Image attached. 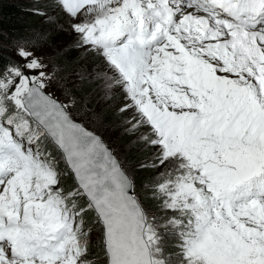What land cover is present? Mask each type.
Returning <instances> with one entry per match:
<instances>
[{
  "label": "snow or ice",
  "instance_id": "snow-or-ice-1",
  "mask_svg": "<svg viewBox=\"0 0 264 264\" xmlns=\"http://www.w3.org/2000/svg\"><path fill=\"white\" fill-rule=\"evenodd\" d=\"M52 5L103 62L92 81L131 110L127 131L144 129L157 211L72 118L71 89L57 80L66 104L45 94L55 69L18 42L23 63L0 66V264H93V232L102 264H264V0Z\"/></svg>",
  "mask_w": 264,
  "mask_h": 264
},
{
  "label": "trees",
  "instance_id": "trees-1",
  "mask_svg": "<svg viewBox=\"0 0 264 264\" xmlns=\"http://www.w3.org/2000/svg\"><path fill=\"white\" fill-rule=\"evenodd\" d=\"M48 3V0H46V2L42 0H0V44L2 43V41L9 40L12 46H14V48H17L19 46L18 42L31 41V46L29 44L23 45L26 49L31 51L33 49H37L43 43H52V39H58L60 41L64 40L60 39L58 36L59 33L63 34L68 31V25L64 22L63 24L57 23L60 22V20L54 16H52L51 20H48L46 18V13H49L47 12V10L48 8H51ZM34 9L39 10V12L44 13V15L36 14L33 11ZM55 42L57 43V41ZM69 44V41H65V50L62 52L58 51V53L54 54L52 65L57 67L55 69V75H67L72 70V68L76 71H79L80 73H83V75H88L89 72H93V70H95L93 68L96 66L94 54L89 52L85 53V55H87L88 57L84 54H82L80 57L77 51L73 50L75 48H70L68 46ZM57 46L60 49V44L57 43ZM2 50L3 49L0 47V66L5 65L10 61H14L15 57H17L18 60L20 59L17 55H15V57L12 55L16 54V52L13 51V48H11L10 50L6 47L5 51ZM86 57L89 60V66H92L93 68L76 69V66L78 67L79 65H81ZM70 84L71 82L68 81V87L72 90V96L76 98L75 106L76 108H78L77 112L80 116L79 121L90 131L92 130V132L95 133H97L98 131L94 128L98 126L99 128L111 130V135L112 132L121 134V141L126 139L127 143L121 142L118 144L121 148L123 146L124 152L127 151V155L124 157H120L119 162L123 165L124 168L130 170L129 173L133 172L136 180V182L134 180L135 187H139L141 184L145 185V183L151 179L154 173L149 169L138 168V164L144 161L146 156L150 155V153L141 151V149H137V146L139 144L134 143L136 142V140L134 141L133 137L131 138L132 135L129 134V132L125 131L124 121L126 120V116H123L122 113H112L113 106L107 107L106 100H102L99 95V82L95 81L94 85V83L83 79L81 81L77 80L76 84L73 87L69 86ZM53 94L57 95V93ZM102 101H105L106 103L102 104ZM68 102L69 101H67L66 103ZM85 103L87 104V107L91 109V111L87 114V118L84 114L81 113V110L85 107ZM104 105L105 108L103 109ZM93 113L97 114L100 117L99 122L91 119ZM72 118H74L75 120L77 119L76 116ZM93 123H96L97 125L95 126ZM99 136L102 138L105 144L109 146V143L105 141L101 135ZM135 149L137 151H140L136 152ZM65 181H67L69 184H72L73 182L69 179H65L64 182ZM143 199L145 201L143 202L144 205H146L147 207L153 206V208L157 210V202L150 198V193L148 191L147 193H143ZM87 219L89 220V217ZM93 249H95L93 255L96 253V251L99 252V249L97 247H92L91 251ZM175 251L176 249L166 248V252Z\"/></svg>",
  "mask_w": 264,
  "mask_h": 264
},
{
  "label": "rangeland",
  "instance_id": "rangeland-1",
  "mask_svg": "<svg viewBox=\"0 0 264 264\" xmlns=\"http://www.w3.org/2000/svg\"><path fill=\"white\" fill-rule=\"evenodd\" d=\"M42 1L46 2V0H42ZM48 1H49L48 4L51 6L52 9L48 8L47 12H49V13H46V18L48 19V17H52V16L58 18L60 20V22H57V23H62V24H63V22L66 23L68 25V31L63 33V34L59 33L58 37L60 39H64V40L60 41L58 39H52L51 40L52 43H50V44L43 43L40 47H38L37 49H33L31 51H33L37 56L42 57V62L47 65V68L45 70L47 72H49V74H52L53 69L57 68V67L52 65V61L54 59V54L58 53V51L62 52V51L65 50V47H64V42L65 41H69L70 42V44L68 46L70 48L71 47L75 48L76 50L75 49H73V50L77 51V53H78V55H80V57H81L82 54L85 55V51H84V49H78V48L74 47V44H75V41H76V35L71 31V27H70V24H69L68 17L63 12H61L59 9L53 7L52 0H48ZM55 41H57V43L60 44V46H59L60 49L58 48L57 43ZM0 47L3 49L2 51H5V48L7 47L10 50H11V48H13V51L16 52V48H14V46H12V44L9 42V40L2 41V43L0 44ZM12 55L15 57L16 54H12ZM85 56H87V55H85ZM87 57H86V59H84V62L81 65H79L78 67L76 66V69H92L93 68L92 66H89L90 63H89V60H88ZM15 61H19L20 63H23V61L20 60V59L18 60L17 57H15ZM95 61H96V66L93 69H95V71H103L104 70V65H103V62L101 61V59L98 58L97 56H95ZM78 72L79 71H76L75 69L72 68V70L67 75H55L56 79H53L49 83L48 87H46L44 89L45 94H50V95L53 96V98L57 99L59 102L66 104V102L69 101L70 97L65 94L64 89L60 86V84L57 83V80H59L60 83L65 85L67 88H69L68 87V81H70L71 84L69 86L73 87L76 84L77 80L81 81V79L77 76ZM92 75H93V72H89L88 75H84V76H85L86 80L94 83V85H95V82L92 81ZM96 82H99V85H100L99 86V88H100L99 89V95H100L102 100H106L107 107H112L113 106L112 107V111H113L112 113L121 114V112H119V108L123 106L124 101H123V99L120 98V95L117 93L116 95H113V96H111L109 98H105V93H104V91L102 89V81H96ZM53 93H57V95H55ZM71 94H72V92H71ZM106 102L102 101V104L106 103ZM104 108H105V105L103 106V109ZM77 109L78 108H76V106H74L73 108L70 109V112L72 114V117L76 116V118H77L76 120L74 118L73 119L76 122L81 123L79 121V117L80 116H79V113L77 112ZM122 115L126 116V120H131L133 114H132L131 110H129V111H126V112L122 113ZM93 124L95 126L97 125L96 123H93ZM124 127H125V131L128 132L127 129L130 127V125L125 124ZM94 129L99 132V133L98 132L97 133L94 132L95 134H97L98 136L101 135L104 138V140L109 143L110 147L107 146L106 144L105 145L109 148V150L113 153V155H116V158L119 161H120V157H124V156L127 155V151L124 152L123 146L121 148L119 146V144H118V143H121V142L127 143L126 139H124V140L122 139L123 141H121V138H120L121 134H116L115 132H112V135H111V130L99 128L98 126H96V128H94ZM143 131H144V129L141 128L139 131H137L135 133H132L131 134L132 135L131 138L133 137L134 141L135 140L138 141V137L140 136L141 132H143ZM137 144H139L137 146V149H141L142 146H143L142 143H137ZM135 151L139 152L140 150L137 151L135 149ZM125 170L132 177L133 182H134L135 176H134L133 172L129 173L130 170H128L126 168H125ZM65 179L72 180V178L70 176H68V177H64L62 179V183H63L65 189L67 190V189H70L72 187L73 182H72V184H69L67 181L64 182ZM135 182H136V180H135ZM135 192H136V195L138 196V199L140 200V203L142 204V206L145 208V210L147 212L151 213V212H156L157 211V210H155L153 208V206L147 207L146 205L143 204V202H145L144 199H143V193L144 192L147 193V191L144 189V184H141L139 187H135ZM88 217H89V221H90L91 218H92V214L89 213L87 218ZM91 236L93 237V246L92 247L95 248L96 247L95 246L96 233L95 232L91 233ZM94 250L95 249H93L91 251V255H90L89 258L92 260L93 264H102V260H97V256L100 255V253L96 251V253L93 255Z\"/></svg>",
  "mask_w": 264,
  "mask_h": 264
},
{
  "label": "water",
  "instance_id": "water-1",
  "mask_svg": "<svg viewBox=\"0 0 264 264\" xmlns=\"http://www.w3.org/2000/svg\"><path fill=\"white\" fill-rule=\"evenodd\" d=\"M79 123V122H78Z\"/></svg>",
  "mask_w": 264,
  "mask_h": 264
}]
</instances>
